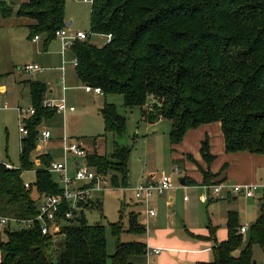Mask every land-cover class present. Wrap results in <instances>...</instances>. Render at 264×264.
I'll return each mask as SVG.
<instances>
[{
    "label": "trees",
    "instance_id": "1",
    "mask_svg": "<svg viewBox=\"0 0 264 264\" xmlns=\"http://www.w3.org/2000/svg\"><path fill=\"white\" fill-rule=\"evenodd\" d=\"M66 1L1 0L0 17L30 21L29 38L44 36L45 47L56 38V31L67 27ZM90 32L112 38L101 46L89 40L68 45L77 62L75 76L83 86L99 88L103 95H121L125 108H141L145 123L168 120L171 146L188 130L219 122L227 153H264V0H92ZM28 82L34 114L23 119L27 134L20 139V168L0 163V215L18 219L36 217L40 199L60 193L47 171L52 161L47 154L38 157L33 183L26 187L21 178L23 171L33 168L30 158L38 127L56 113L41 106L44 83ZM99 113L105 133L113 137L125 133L126 118L115 105L105 103ZM130 151L113 141L109 154L93 152L85 161L94 171L110 174L113 188H126ZM200 153L205 161L212 160L207 140ZM211 177L204 173L205 182ZM261 203L237 256L233 253L244 236L238 232L237 213L229 211L226 239L217 242L209 228L212 259L196 264H259L253 247L258 246L264 259V198ZM79 205V219L57 215L60 228L55 234H42L38 222L28 229H0V264H136L143 258L142 241L119 239L122 233L144 235L137 213L128 214L126 228L121 220L89 225L83 211L101 210V203L87 200ZM107 228L116 237L110 256Z\"/></svg>",
    "mask_w": 264,
    "mask_h": 264
},
{
    "label": "rangeland",
    "instance_id": "2",
    "mask_svg": "<svg viewBox=\"0 0 264 264\" xmlns=\"http://www.w3.org/2000/svg\"><path fill=\"white\" fill-rule=\"evenodd\" d=\"M20 1L22 0H17V3ZM90 9V3H83L82 0H67L64 17L65 21L70 24L66 27V31L70 34L78 31L89 33ZM38 37L40 40L37 42L33 41L32 37L29 38L28 29L24 25L0 26V87L5 89V92L0 94V163L7 164L12 168H20L19 148L22 135L19 132L20 118L16 109L26 110L32 108L27 84V80L32 77L33 80L46 84L47 91L45 95L48 99L54 98L58 100L64 96L67 106L74 107L75 111L64 115L63 113H55L53 117L42 121L38 131L47 129L52 133L54 139L51 142H38L41 151L35 150L32 152L30 160L33 163V168L22 172L21 178L23 181L34 182L36 157L38 155L47 152L52 156L53 161L59 162L61 160L59 137L66 136L70 139L83 140L88 154L93 152L99 155L109 154L112 150L113 141L120 145L128 146L131 150L128 161V184L130 185L135 184L140 179V176L146 175L151 171L156 174L164 172L167 175H171L173 185L178 186L179 176L174 172V168L179 167L181 170L182 166L181 163L178 165L171 160L169 131L166 128L167 125H165L170 124V122L164 120V125L159 124L156 127L148 125L142 121L141 108H125L123 98L119 94L97 96L92 93H84L82 90L83 85L76 79L72 65L74 60L69 49L66 48L62 53V43L58 38H54L44 47L45 37ZM88 40L97 46L104 44V40L100 35H90ZM62 62H64V70H66L64 84L66 92L64 93H62L61 75L59 72ZM28 65H36L41 70H39L40 72H25L23 68ZM44 100L47 99L44 97L42 102ZM105 103L115 105L118 113L126 118L125 133L120 137H113L112 134L104 132L103 121L99 111ZM23 117L27 118L28 115L24 114ZM52 178L57 182L55 174H52ZM122 188L118 187L104 192L92 193L90 200L92 202L100 201L101 210L97 207L85 209L83 216L87 224L100 223L106 226L108 223H117L121 220V224L126 228L128 214L130 211L135 210L140 212V220L144 221V224H147L146 226L151 229L155 219H146L142 212L143 207L136 204L132 192H124ZM261 195V191L257 192L255 197L247 202L245 197H238V201L235 204L237 209H239L238 221L240 225L251 223L252 213L257 210V204L259 203L257 198ZM32 196L35 197L34 192H32ZM183 196L188 198V205H194L199 208L203 216L202 221L207 224L206 206L198 202V192L196 190L175 193L172 202L174 207L172 206L171 210L173 208L182 210L185 204ZM156 202L154 199L151 203L153 207L157 208ZM247 204L249 207L248 212L245 211ZM119 211H121V219ZM161 211H164L163 206L160 207V213ZM224 227L225 223L222 225V228ZM13 228L14 225L11 224L10 229ZM180 230L179 232L182 234L183 228L180 227ZM150 233L153 234L152 231ZM2 236L4 238L3 234ZM243 236L244 242L233 253L235 256L239 254L246 244L247 235L244 234ZM140 238L144 240L145 234L144 236H137L122 233L119 239L121 241H133ZM106 240V251L110 256L115 251L116 237L111 235L109 228L106 229ZM253 257L259 264L264 261L258 246L253 247ZM136 264L141 263L137 261Z\"/></svg>",
    "mask_w": 264,
    "mask_h": 264
},
{
    "label": "crops",
    "instance_id": "3",
    "mask_svg": "<svg viewBox=\"0 0 264 264\" xmlns=\"http://www.w3.org/2000/svg\"><path fill=\"white\" fill-rule=\"evenodd\" d=\"M25 1L26 0H22L20 2H25ZM29 23L31 22L28 21L27 19H18L14 17L9 19H2L0 17L1 27L4 25L26 26ZM39 40L40 38L38 37V40H36L35 42ZM65 71L66 70L62 72L61 69L59 68V72L61 75L60 82L62 83V77H64V84L66 80ZM30 80L36 81L33 80L32 77L29 80H27L28 91H29L28 81ZM44 85L46 87L45 83ZM4 92L5 89L3 87H0V94H3ZM64 92H66V89ZM83 92L86 94H91L85 92L84 90ZM29 96H30V92H29ZM45 98L48 99L46 95ZM49 99H54V98H49ZM30 101H31V97H30ZM74 111L75 108L73 111H67L66 113H72ZM164 120L165 119H160L154 123H147V124L156 127L159 124L164 125L163 124ZM165 125H167L166 128L170 132V128H171L170 124L168 123ZM43 130H47V129H43ZM66 138L69 141L79 142L81 146L84 148V150L87 152V149L84 147L83 140L73 139V138L70 139L69 137ZM53 139L54 138L51 133V137L43 142L44 143L51 142ZM204 140H207L209 154L212 156L211 161H205L204 158L201 156L200 153L201 143ZM38 142H42L39 136L35 150L41 151V147L38 145ZM59 143H60L59 150L61 156L60 159L62 160L63 136L59 137ZM170 152H171L172 162L173 163L176 162L178 165L181 163L182 166L181 170L179 169V167L174 168V169L176 168L178 169V173H176L175 171L174 172L179 176V185L178 186L173 185L174 187L168 190L167 192L161 195H155V196L153 195L154 196V197L152 196L153 198L151 197L150 203L152 202V200L155 199L157 201L156 206L158 208V212H157V208L153 207L152 203L149 206L150 208L154 209L156 212V215L154 217H148L153 220L155 219V223L152 225V228L149 229L148 226H146L147 224L145 225L144 221L140 220L139 211H135V210L130 211L138 214L139 222L142 223L145 227V233H144L145 239L143 240L142 238H140L138 240L142 241L145 244L146 249L150 251L155 249L160 250L159 254L156 255L151 253V255L149 256L144 255L142 260L139 261L141 264H196L202 262H209L211 255L210 248L213 245L209 237V228L214 229V237L217 240V242H220L225 240L227 237V229H226L227 213L229 211H234L237 213V218L239 219L238 217L239 209H237V205L235 204L238 201L239 196H232L231 199V197L225 195V189H222L220 193L216 194L213 192V186H218L221 184H223L224 186H230V185L250 186L255 184L264 185V153L262 154H251L248 152L227 153L225 151L224 138L221 131V125L219 122H211V123L203 124L197 128L188 130L185 133L183 139L178 144L171 146ZM43 154H47L48 156H50L51 160L53 161V158L49 153L44 152L40 155ZM38 157L39 155L36 157V169L40 165ZM69 160L71 161V163H73V167L77 166V161H78L77 159H75L74 157H70ZM206 172H208V174L212 176L208 182L204 181V173ZM160 174H164L165 176L170 177V179L172 180L171 175H167L164 172H161ZM160 174H156L155 172L150 171L146 175L140 176V179L133 185H136L137 183L140 182L151 180L153 177L159 176ZM25 183L28 184L30 182H25ZM133 185L128 184L127 186L130 187ZM186 190H192V191L196 190L198 192V197H197L198 202L206 206L207 224L203 223L202 212L199 210V208L195 207L194 205L191 206L188 205L189 200L188 198H186V196H183V201L185 202V204L181 211L176 208H173L171 210V207L173 206L172 202H173L174 194L181 193L182 191H186ZM260 191L262 192V195L257 198L259 200V203L257 204V210H255L253 213L251 212L252 213V218L250 220L251 223L250 224L247 223L249 224L248 226H250L255 221V219L258 217L260 213L259 208L262 204L261 200L264 198V192L262 190H259L257 192ZM124 192H131V191H124ZM245 199L247 202L251 198H245ZM134 201L136 202V204H139L140 207L141 206L143 207L142 212L146 218L144 206L140 204V202H138L137 200ZM162 206L164 211H161L162 213L161 214L160 207ZM248 209L249 207L247 204L245 211L248 212ZM224 223H225V227L222 228V225ZM238 224L239 227L242 226V224L240 225L239 221ZM180 227L183 228L182 234L181 232H179L181 231ZM151 231L153 232V234L150 233ZM0 260H1V254H0Z\"/></svg>",
    "mask_w": 264,
    "mask_h": 264
},
{
    "label": "built area",
    "instance_id": "4",
    "mask_svg": "<svg viewBox=\"0 0 264 264\" xmlns=\"http://www.w3.org/2000/svg\"><path fill=\"white\" fill-rule=\"evenodd\" d=\"M76 1V0H74ZM83 3H92V0H82ZM90 35H93L91 32H75L70 34L65 29H61L55 32V37L58 38L62 43V53L66 50L68 45L71 42L79 40L85 41L88 40ZM104 44H107L111 41V35H100ZM38 40V37L35 36L33 41ZM103 44V45H104ZM74 60V59H73ZM73 67L75 68L77 62L74 60L72 62ZM61 71H64V62L61 63ZM25 72H32L41 70L36 65H28L23 68ZM64 87V77H62V91H65ZM83 90L87 93H94L99 96L103 95L102 91L99 88L91 87L88 85L83 86ZM41 106L46 109H55L56 112L65 114L67 111H73L74 107H69L66 104L64 96L60 99H47L41 103ZM17 115L20 118L19 123V132L22 137L26 136L27 129L25 128L23 119L24 114L28 116L34 114L33 108H28L26 110L17 108ZM21 137V138H22ZM51 137V133L48 130H42L39 133V138L42 141H46ZM87 152L77 141H69L66 137L63 136V145H62V160L59 162L51 161L50 165L47 168V171L51 174L57 176V183L60 188V193L56 195L45 196L40 199L38 204L37 215L31 219H18L7 216L0 215V229L6 228L11 224L14 225L15 230L28 229L32 228L36 222L40 224V230L42 234L53 233L59 231L60 225L58 224L56 217L59 213H62L65 220H71L78 216V213L81 211L80 203H84L87 200H90V197L93 192H104L110 189H113V186L110 182V174H101L94 171L86 164ZM70 157L77 159V166L73 167V163L69 160ZM6 168L11 169L9 165H5ZM72 168V170H71ZM178 173V169L174 170ZM27 187L28 184L25 183ZM173 183L170 177L160 174L159 176L153 177L151 180L137 183L136 185L122 188L123 191H131L135 200L140 202L145 208L146 218L154 217L156 212L154 209L150 208V199L153 195H161L168 190L172 189ZM225 189L226 196H243L245 198H254L257 191L262 190L264 192V185L255 184L250 186H238L230 185L224 186L223 184L218 186H213V192L218 194ZM186 200V198H185ZM64 204L68 205L66 210L63 211ZM78 218V217H77ZM248 224L242 225L238 228V232L242 235L247 233ZM160 250H145V255L149 256L151 253L159 254Z\"/></svg>",
    "mask_w": 264,
    "mask_h": 264
},
{
    "label": "water",
    "instance_id": "5",
    "mask_svg": "<svg viewBox=\"0 0 264 264\" xmlns=\"http://www.w3.org/2000/svg\"><path fill=\"white\" fill-rule=\"evenodd\" d=\"M66 26H69V23H66ZM77 219H79V218H77Z\"/></svg>",
    "mask_w": 264,
    "mask_h": 264
}]
</instances>
